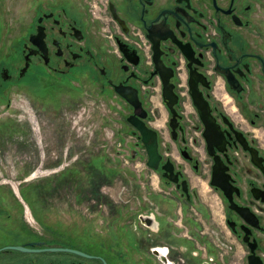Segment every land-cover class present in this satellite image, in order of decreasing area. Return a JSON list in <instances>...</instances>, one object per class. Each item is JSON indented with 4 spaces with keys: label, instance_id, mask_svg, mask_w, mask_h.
<instances>
[{
    "label": "flooded vegetation",
    "instance_id": "flooded-vegetation-1",
    "mask_svg": "<svg viewBox=\"0 0 264 264\" xmlns=\"http://www.w3.org/2000/svg\"><path fill=\"white\" fill-rule=\"evenodd\" d=\"M90 2L37 7L34 27L25 40L22 37L23 65L17 69V76L13 78L6 64L0 63V103L6 100L7 84L21 81L35 60L45 70L36 75L32 86L38 82L45 90L46 84L40 81L44 73L67 75L78 69L84 76L81 84L92 82L101 95L123 102L125 119L134 110L115 86L135 88L146 114L143 120L157 133L162 160L155 171L170 185L164 190L165 196L191 204L190 184L182 165L164 151L170 149V143L161 141L163 124L192 172L198 173L202 161L207 164L209 184L218 161V172L227 177L228 184L226 190L210 187L220 196L227 228L247 248V264L250 248L244 238L254 244L255 254L264 264V31L252 29L251 18L256 8L264 6V0H105V6L95 14ZM38 27L44 33L45 54L29 41ZM95 32L101 36L94 42ZM140 41L145 45H138ZM153 46L165 70L172 73L169 81L177 96L174 129L170 126L172 114L163 103L161 78L154 72ZM26 61L27 69L20 75ZM190 70L205 77L206 84L199 82L198 87L223 137V144L213 146L211 154L189 93ZM229 80L240 90H234ZM157 92L165 110L163 121L157 105L151 103ZM186 100L191 110L184 109ZM227 110L234 111L246 129ZM127 123L135 138L130 143L132 158L140 148L147 156L139 132ZM235 131L243 135L248 148L243 147ZM253 155L259 164L253 162ZM167 159L178 173L176 183L162 175L161 165ZM33 177L22 176L21 188H8L7 179L0 175V264H185L186 255L193 264L214 263L209 244L204 250L193 248L178 223L170 225L157 209L133 213L131 220L116 225L118 236L113 238L95 237L73 227L70 220L59 215L63 209H70L69 196L62 191L41 190L36 181L22 184ZM183 180L187 192L181 185ZM236 207L255 214L259 227L246 222ZM182 217L183 211L179 220ZM204 254L206 257L201 258Z\"/></svg>",
    "mask_w": 264,
    "mask_h": 264
},
{
    "label": "rangeland",
    "instance_id": "rangeland-1",
    "mask_svg": "<svg viewBox=\"0 0 264 264\" xmlns=\"http://www.w3.org/2000/svg\"><path fill=\"white\" fill-rule=\"evenodd\" d=\"M72 2L76 5L81 0H0V63L6 64L13 78L23 65L22 41L34 27L37 7ZM259 11L252 16L259 20L256 29L264 31V15ZM98 36L93 34L94 42ZM261 40L264 43V37ZM35 61L21 81L7 84L6 100L0 103V175L7 179L8 188H21L20 178L34 175L22 184L36 181L41 190L65 192L71 205L59 214L62 220L95 237H116V225L131 220L133 213L157 209L167 223H178L193 248L204 250L209 244L213 264H247V248L227 228L220 196L208 182L206 163L201 162L198 173L192 172L163 124L161 141L170 143L164 151L182 165L191 204L165 196L170 185L146 165L144 150L140 148L132 158L130 143L135 138L124 117L123 102L101 95L92 82L81 84L84 76L78 69L67 75L43 72L40 81L46 84L45 90L38 82L32 86L36 75L45 70ZM151 103L162 107L158 95ZM227 111L246 129L234 111ZM199 156L202 159L203 152ZM186 257L185 264H193Z\"/></svg>",
    "mask_w": 264,
    "mask_h": 264
},
{
    "label": "water",
    "instance_id": "water-1",
    "mask_svg": "<svg viewBox=\"0 0 264 264\" xmlns=\"http://www.w3.org/2000/svg\"><path fill=\"white\" fill-rule=\"evenodd\" d=\"M225 13H229L230 11H224ZM44 33L40 27L37 28V32L35 34H31L29 36V41L33 44H35L39 50L43 54L46 53L45 51V43L43 41ZM214 45V44H213ZM120 49L123 51L122 45L120 46ZM153 62L155 65V73H158L161 81H162V99L163 103L166 105V107L169 109V111L172 114V117L170 119V126L172 129L175 127V109L174 105L177 101V96L174 93V86L172 83H170L169 79L171 76V72H168L165 70L163 64L160 62L157 51L155 47L153 46ZM185 55L188 60H190V55L185 50ZM25 60H27V56L25 57ZM28 66V62H25L24 67L20 70V75H23L26 71ZM189 93L192 98V102L194 107L197 110V113L204 125V131H203V137L205 139L207 149L209 153L211 154V150H213V146H220L223 144V137L221 134V131L219 129L218 124L215 122V119L213 118L211 114V108L209 105L208 100L204 97L202 91L198 87V83L201 82L202 84H206L205 77L198 72L194 70H190L189 72ZM229 85L236 91L240 90V87L236 86L231 80L228 81ZM115 91L124 98L129 104L133 107V114L128 116L126 118L127 122H129L133 127L136 128V130L139 132L140 139L142 143L144 144L148 159H147V166L150 167L153 170H156L160 162L162 160V155L158 150V142H157V133L152 128L148 127L143 120V118L146 116L144 109L142 108L141 102L139 101L137 90L135 88H132L130 86H122V85H116ZM237 137L240 141V143L243 145L244 148H248L246 146V140L244 139L243 135L240 132H236ZM256 152V151H255ZM257 156H252V160L255 164H259V161L257 160ZM218 161L215 162L213 166V175L212 179L210 180V185L213 186H220L223 190H226L227 187V177L223 175L221 170L218 172ZM261 167V166H260ZM161 169L163 170V177L168 178L169 180L173 182L178 181V173H174V166L173 163L167 159L162 165ZM264 172V169H263ZM181 185L183 187V190L187 192V182L186 180H183L181 182ZM256 196V195H255ZM264 200V199H262ZM237 210V213L249 224H251L254 227H259L258 220L248 208H235ZM244 242L248 243V246L250 248V253L247 256L248 264H263L260 257L255 254L254 251V244H251L248 242L247 238L243 239Z\"/></svg>",
    "mask_w": 264,
    "mask_h": 264
},
{
    "label": "built area",
    "instance_id": "built-area-1",
    "mask_svg": "<svg viewBox=\"0 0 264 264\" xmlns=\"http://www.w3.org/2000/svg\"><path fill=\"white\" fill-rule=\"evenodd\" d=\"M105 4H106L105 0H91L90 7L92 9V13L95 14L97 9H102L105 6ZM141 44L145 45L144 41L138 42V45H141ZM146 56H148L147 52H146ZM182 93H185V92L183 91ZM184 109L185 110H191V105L187 100L184 102Z\"/></svg>",
    "mask_w": 264,
    "mask_h": 264
},
{
    "label": "crops",
    "instance_id": "crops-1",
    "mask_svg": "<svg viewBox=\"0 0 264 264\" xmlns=\"http://www.w3.org/2000/svg\"><path fill=\"white\" fill-rule=\"evenodd\" d=\"M257 10H260L259 12H260V15L261 16L264 15V6H260V7L256 8V10L254 12L256 13ZM254 12L252 13V15L255 14ZM256 20L257 19H254V17L252 16V29H256L257 26H258L259 20H257V21ZM157 95L159 96V93L158 92H157L156 96ZM159 99H160V96H159ZM158 109L160 110V113H161L162 117L164 118V116H165V110H164L163 106L161 108L158 107Z\"/></svg>",
    "mask_w": 264,
    "mask_h": 264
}]
</instances>
